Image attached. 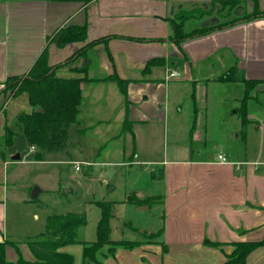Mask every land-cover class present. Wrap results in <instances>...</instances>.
<instances>
[{"label":"crops","instance_id":"1","mask_svg":"<svg viewBox=\"0 0 264 264\" xmlns=\"http://www.w3.org/2000/svg\"><path fill=\"white\" fill-rule=\"evenodd\" d=\"M213 1L0 0V116L9 115L7 108L2 109L7 98L17 97H10L8 91L1 93L6 81L27 76L46 51L48 64L59 65L57 76L87 77L82 84L83 103L87 94L107 96L110 103L119 100L122 128L118 136L112 135L114 138L124 134L128 119L133 134H126L131 136L133 146L137 143L138 127L165 125L171 117L173 102L189 98L193 102L192 120L180 118V122L185 133L189 132L195 141L199 138L195 133L202 129L199 118L203 110H207V105L201 103L204 99H216L215 96H195L196 85L197 89L201 85L200 65L211 69L218 63L220 73L234 69L245 79L264 81V17L179 44L172 40V19L179 11ZM251 3L254 10V1L250 0ZM257 4L264 11V0H257ZM71 26L85 27L86 40L59 47L55 34ZM200 28L203 27L190 31ZM95 41L96 45L69 61ZM154 59L160 61L147 70L148 63ZM81 68H84L81 72L74 70ZM173 70L180 76L171 78ZM98 71L102 74L100 77H96ZM114 74L123 80H132L126 87L127 97L115 82L104 80ZM189 84L191 90L186 92ZM105 86L110 92L103 95ZM190 92L192 95L188 96ZM21 97L27 103L16 102ZM199 100H202L200 104ZM13 104L16 111L10 113V117L19 124L18 116L32 111L28 94L19 95ZM177 111L181 113L179 107ZM5 126L10 130L8 123ZM5 140V133L0 132V158L4 160L5 151L11 146H6ZM220 155L226 156L227 161L222 162ZM156 163L162 166L159 178L162 193L153 196H159L154 205L161 208L158 215L161 220L147 230L157 233L162 229L160 237L133 250L120 248L114 257L103 260V264H224L234 250V243L264 239V161L230 159L225 152L209 155L180 146L176 155L166 152L159 162L146 161V164ZM6 175H9L6 169L0 170V242H18L21 217L17 205L11 208L18 200L10 204L9 210ZM138 194L142 195L141 199L146 197ZM122 203L136 207L137 214L158 208L138 205L129 198ZM22 230L25 231L23 226ZM206 239L222 245L206 246ZM69 248L62 251L69 253ZM9 249L14 248L8 247L7 259L17 261V253L10 254ZM21 252L27 260H33L31 253L29 257ZM123 254L131 257L130 260L124 259ZM246 264H264V246L252 251Z\"/></svg>","mask_w":264,"mask_h":264},{"label":"rangeland","instance_id":"2","mask_svg":"<svg viewBox=\"0 0 264 264\" xmlns=\"http://www.w3.org/2000/svg\"><path fill=\"white\" fill-rule=\"evenodd\" d=\"M196 8L198 10L195 12L202 15H197L198 19H192L185 24L186 31L211 24L214 17L220 22H228L235 18L244 19L247 13L249 15L253 12L250 0L237 2L234 9L229 4L208 3L194 5L185 10ZM200 67L201 85L198 89L196 85L195 96H215L216 99H204L202 103V100L198 101V104L207 105V110H203V115L199 118L202 129L195 133L199 137L195 141H192L189 132L185 133L180 122V118L192 120L193 102L189 98L173 102L171 117L165 125L138 127L137 143L134 142L133 147L131 136L129 138L126 133L118 139L113 137L118 136L122 128L119 100L115 99L110 103L107 96L101 98L87 94L84 96V103L82 101L83 106L81 105L80 124L73 125L70 131L67 150L63 153H51L44 162H37L36 152L30 148L22 127L15 118L10 117V113L16 111L13 103L19 96L15 99L7 96L8 101L2 109L4 111L7 108L9 115L0 116V132L5 133V124L8 123V128L13 133V143L5 151L6 160L0 158V170L6 169L9 172L5 181L9 191V210L15 205L18 206L20 222L25 228L23 231L21 226V236L16 239L20 250L30 257V250L24 242L45 232L49 216L68 213L84 215L86 218V225L78 231V240L95 242L103 207L109 205L110 240H147L150 235L147 229L161 220L158 217L161 208L154 205L159 201V196L153 195L162 193V181L159 179L162 166L158 163L146 164V161L159 162L166 152L170 156L176 155L180 146L188 150H201L209 155L225 152L230 159L264 161V84L260 85L258 92L250 95L254 96L247 103L250 122L245 126L241 112V100L246 96L244 76L240 72L236 73L234 69L220 73L218 63L211 69L204 67V64ZM101 75L99 71L96 72V77ZM190 85L186 92L191 90ZM8 86L6 81L4 89ZM102 92L103 95L105 92L109 93L110 88L102 87ZM10 94L11 92L9 96ZM191 95L192 92L188 96ZM16 102L27 103L22 97ZM178 107L181 113L177 111ZM152 129L154 130L151 131ZM16 156H19L18 160L13 159ZM77 165L79 170L76 169ZM35 188L40 193L32 199L31 194ZM138 193L146 195L149 201L148 205L143 206L158 208L152 209L150 213L137 214L136 207L122 203L130 196L135 199L142 198ZM15 202L16 204H11ZM133 225L140 231L133 229ZM81 248L80 245L69 248L76 264L83 261ZM9 252L17 253L15 249H9ZM123 257L128 260L131 258L125 254Z\"/></svg>","mask_w":264,"mask_h":264},{"label":"trees","instance_id":"3","mask_svg":"<svg viewBox=\"0 0 264 264\" xmlns=\"http://www.w3.org/2000/svg\"><path fill=\"white\" fill-rule=\"evenodd\" d=\"M242 0H215L211 4H229L231 9L235 8L237 2ZM254 1V10L249 15H245L244 19H233L228 22H220L219 19H214L213 23H208L200 29L190 32L185 31V24L192 20L198 19L197 15L202 13L195 12L198 9L191 11L181 10L174 18V34L172 40L178 44L189 39H196L206 36L212 32L220 31L226 28L233 27L243 22L252 21L264 17V11L258 7L257 0ZM56 42L59 47H64L73 42H83L86 40L85 27L71 26L60 30L55 34ZM97 41L88 44L85 48L78 51L69 60L74 57L84 54L85 49H89L96 45ZM47 52L44 51L27 76L14 77L8 79L9 86L1 93L10 91V97H16L23 93L28 94L29 104L32 107L31 113H21L18 116V122L22 127L23 134L27 139L29 146L35 148V159L44 161L51 153H63L67 150L70 141V131L75 125L80 116L81 105L83 101L82 84L87 77L79 78H63L57 76V67H51L48 64ZM68 61V63H69ZM160 60L154 59L148 63V69L152 64H157ZM76 72H81L84 68L74 69ZM115 82L121 89L123 95L127 97V85L132 80H123L116 74L105 78ZM244 98L241 100L242 123L246 126L250 119L248 117V100L254 96H250L257 90L264 81L256 79H244ZM42 111L38 112L37 109ZM129 120H125L124 133L131 132L132 128L128 127ZM129 124V125H128ZM6 146L12 145L13 133L11 130L5 132ZM4 141V139H3ZM131 202L138 205H148L149 201L145 197L143 199H135L129 197ZM111 217V206L103 207V215L98 224V238L95 242H80L78 240V231L86 225L84 215L68 213L65 215H52L47 218L45 232L39 236L30 237L24 242L33 256V260H27L21 250L19 244L14 241L0 242V264H75V257L67 252L62 251L63 248L72 245L82 246L83 264H103V260L114 257L118 249L133 250L140 245L151 243L156 240L160 232H152L148 235L147 240L130 241V240H110L109 234L111 227L109 220ZM204 244L210 247H221L222 244L205 240ZM235 250L227 256V261L224 264H246V259L249 254L255 249L264 246V239L254 242L234 243ZM12 247L18 254L17 261L7 259V249Z\"/></svg>","mask_w":264,"mask_h":264},{"label":"built area","instance_id":"4","mask_svg":"<svg viewBox=\"0 0 264 264\" xmlns=\"http://www.w3.org/2000/svg\"><path fill=\"white\" fill-rule=\"evenodd\" d=\"M171 76H172V77H178L179 74H178L177 71H174V72L171 74ZM218 157H219V159H220L222 162H226V161H227V158H226V156H224V155H220V156H218ZM76 169L79 170L80 167L77 165V166H76Z\"/></svg>","mask_w":264,"mask_h":264},{"label":"water","instance_id":"5","mask_svg":"<svg viewBox=\"0 0 264 264\" xmlns=\"http://www.w3.org/2000/svg\"><path fill=\"white\" fill-rule=\"evenodd\" d=\"M38 112L42 111L40 108L37 109ZM19 159V156H16L14 157V160H18ZM39 192V189L38 188H35L31 194L32 196V199L36 198L37 197V193Z\"/></svg>","mask_w":264,"mask_h":264}]
</instances>
